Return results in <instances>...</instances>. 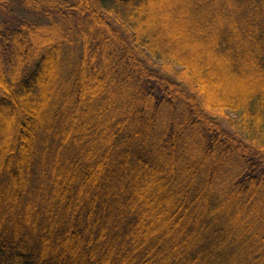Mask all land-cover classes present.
<instances>
[{
	"label": "trees",
	"instance_id": "trees-1",
	"mask_svg": "<svg viewBox=\"0 0 264 264\" xmlns=\"http://www.w3.org/2000/svg\"><path fill=\"white\" fill-rule=\"evenodd\" d=\"M0 264H264V0H0Z\"/></svg>",
	"mask_w": 264,
	"mask_h": 264
},
{
	"label": "rangeland",
	"instance_id": "rangeland-1",
	"mask_svg": "<svg viewBox=\"0 0 264 264\" xmlns=\"http://www.w3.org/2000/svg\"><path fill=\"white\" fill-rule=\"evenodd\" d=\"M212 118H214L215 121L219 122L224 129L231 131L228 125V120L233 118L231 114H229L228 112H224L222 115L220 114L218 116H212Z\"/></svg>",
	"mask_w": 264,
	"mask_h": 264
}]
</instances>
